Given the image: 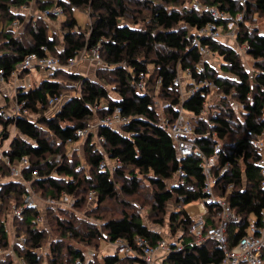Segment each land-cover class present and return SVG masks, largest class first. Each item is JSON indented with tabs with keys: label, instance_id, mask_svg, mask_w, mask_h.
Instances as JSON below:
<instances>
[{
	"label": "trees",
	"instance_id": "16d2710c",
	"mask_svg": "<svg viewBox=\"0 0 264 264\" xmlns=\"http://www.w3.org/2000/svg\"><path fill=\"white\" fill-rule=\"evenodd\" d=\"M33 1L38 11L57 5L63 8L65 16L67 13L71 15L66 16L62 35L52 33L40 18H27L14 12ZM198 1L216 10L219 16L203 8H190L187 0H164L165 6L156 4L151 9V25L138 29L129 23L120 25L121 19H132L125 0H0V28L4 26L0 32V69H4L6 77L30 54L53 56L66 62L97 46H100L101 58L107 63L101 71L108 72L110 77L106 81L107 76H97L99 83L79 72L56 70L38 87L27 91L19 89L17 98L27 101V109L32 113L30 119L19 117L7 123L0 119V125L5 127L0 133L4 141L9 138L6 133L9 123L14 122L17 129V135L6 152L10 161L16 164L23 158L29 160V168L23 172L24 181H20L6 174L9 167L0 159V169L5 176L0 183V251L7 252L5 261L0 264H15L14 256L23 259L25 264H95L86 255V249L95 247V243L112 244L120 239L135 241L143 238L154 245L163 239L162 232L153 229L154 222L147 223L151 216L166 214L167 220L164 217L162 221H156L155 226H167L175 238L172 239L184 244L182 254L167 261L220 264L224 257L215 242L209 241L201 246L189 244L192 241L189 228L195 218L186 207L204 201L210 195L206 191L202 160L195 156L180 158L174 140L162 124L175 123L181 112L191 116L195 145L208 159H215L211 167L214 196L225 198L242 219L239 225H232L228 231L229 248H234L246 235L251 219L261 222L264 177L257 164L262 155L253 143L264 134V35L248 30L247 19L257 12L264 15V0H246V4L241 0ZM88 8L92 10L94 22L87 36L76 31L78 22L74 11ZM96 12L99 15H95ZM241 13L244 19L239 23L241 31L237 42L248 46L247 56L253 63L248 67L237 49L229 44L200 37L201 46L220 57L221 65L217 68L193 45L194 34L209 24L227 30L228 21H236ZM221 14L227 15L229 20H224ZM25 18L36 22L28 27V44L8 30L13 22L21 24ZM132 23L139 24L138 21ZM151 65L153 71L149 69ZM180 71L190 76L188 87L196 89L192 93L187 91L186 96L181 94V85L177 83ZM141 74L146 82V92L138 90ZM58 78H65L69 83ZM74 84L79 86V93L66 100L55 114L46 116L49 98L60 96L64 90H72ZM212 86L218 89L220 98L206 112L207 102L213 94ZM111 91L118 96L113 97ZM155 95L165 103L162 111ZM231 100L239 101L242 120L235 116ZM116 109L130 121L120 128L100 126L96 133L89 135L85 139L87 149L83 162H75L72 158L76 151L63 152V148H68L69 140L74 145L81 141L78 130L85 129L95 116L101 119ZM234 135H238V139H233ZM96 137L103 138V141H96ZM106 155L110 161H121V167L113 173L103 169ZM36 171L39 176L33 178ZM29 180L45 198L60 199L67 195L74 201L71 210L48 208L49 215L45 216L48 222L41 224L39 209H23L22 215L13 219L17 235L25 237V243L19 247L12 245L3 216L13 208L24 206ZM145 182L153 188L149 219L140 211H134L129 204L118 218L102 219L99 224L91 219L104 203L117 201L121 195H136ZM91 191L96 194V202L94 208L88 209ZM172 202L171 210L169 203ZM120 203L125 206L123 201ZM8 204L10 207H6ZM207 207L211 213L216 212L215 205ZM77 210L84 213L81 214L83 218L76 215ZM57 212L70 214L73 221L57 216ZM207 221L209 226L212 225L209 216ZM51 223L54 231L49 226ZM47 225L52 234L59 232L57 238L49 241ZM67 239L77 240L80 244H67ZM43 250L40 255L39 251ZM101 264L144 262L139 257L125 256L116 250L113 255L104 256Z\"/></svg>",
	"mask_w": 264,
	"mask_h": 264
},
{
	"label": "built area",
	"instance_id": "2783aa9c",
	"mask_svg": "<svg viewBox=\"0 0 264 264\" xmlns=\"http://www.w3.org/2000/svg\"><path fill=\"white\" fill-rule=\"evenodd\" d=\"M241 2L242 4H246V0H241ZM189 7H193L194 9L203 8L207 11H210L214 16H219V13L216 10L210 9L207 6H203V4H201L198 0H193V2L190 3ZM36 8V3L33 1L32 4L23 5L20 9H16L14 12L25 15L27 18H40L44 22H46L49 27H51V24L53 22L55 23L56 28L57 19L64 16L63 8L57 5L42 11H38ZM220 16H223L224 20H229V17L227 15L221 14ZM243 19V14H239L237 16L236 21L230 22L228 24V28L232 30L233 27L230 28V25H239L238 20L242 22ZM20 25L21 24L19 21H15L10 26H8V30L15 31L20 27ZM3 29L4 26L2 25V27L0 28V32L3 31ZM219 30L221 31L219 32ZM227 30L217 28L213 24H209L206 28L197 31L196 34H194L195 38L193 39V45L198 47L204 56H208L209 51L202 47L199 43L200 37L209 38L211 40L220 41L222 43H226L233 46L234 44H231L229 41L223 40L221 38L223 36V32H226ZM53 32H57V30ZM237 46H240V44H238ZM237 46L234 45L233 47L237 49V51L242 57L245 56V54L241 52L240 47L245 48L247 55V45H241L240 47ZM85 58L90 59L91 61H97L98 63L101 62L100 46H97L91 51H83L77 57L67 59L66 62H62L59 58L53 56L40 57L36 53L30 54L24 59V61H22L15 67L9 77H6L4 69H0V92L6 89V86L9 85L10 82H13V86L8 87L10 92V97L8 99L10 102L6 105H0V109H4L0 113L2 120L7 123L11 120L15 121L19 117L29 119L31 118V115L29 116V109H27V101H20L17 98L19 89H23L26 91L28 90L25 86H20L18 84L28 73L32 72L33 70L51 73L56 70H65L67 72L73 73L75 71L73 67L76 66L79 61H83V59ZM143 77V74H141V81L138 82V88L141 90H144L145 87L143 83ZM177 83L181 85L179 79H177ZM195 90L196 89L192 88L190 92L192 93ZM211 91L213 93L215 91H218V89L212 86ZM181 94L183 96H186L185 93L181 92ZM64 102L65 100L63 99L62 95L50 97L48 100V109L45 115L50 116L55 114L58 109H61V106ZM189 118H191V116ZM129 121L130 118L124 117L121 114V111L119 109H116L113 113L101 118L99 122L96 123V125L90 123L85 129L78 130L77 136L80 139L86 138L92 133H96L97 129L100 126L120 128L123 125H126ZM186 123H191V121L190 119H186L181 112V115L175 123L169 124L168 122H163L162 124L167 128V131L174 140L176 150L180 158L195 156L202 160L204 173L207 179L206 191L209 193L210 196L203 201V211L199 215H196V217L193 216V218H195V221L189 228V235L192 239L189 244L201 246L209 241L215 242L218 248L222 251L224 257L220 264H264V213L260 223L255 219H251L246 229V235L239 240L238 244L234 248H229L228 231L232 225H239L242 219L232 210L231 206L227 203L225 198H217L214 196L212 187L215 184V181L212 178L211 167L214 165L215 159H208L203 153V151L195 145L193 141V127H190L188 125L184 126ZM9 128L12 129L8 131ZM4 129L5 127L3 126V130ZM13 132L14 134H12ZM6 133L8 134L9 138L5 141L3 140L0 134V158H2V160L10 168L11 179L24 181L23 172L25 169L29 168V160L27 158H23L20 162L13 164L10 161V158L6 155V152L9 150V146L12 140L17 135V129L14 122H11L7 125ZM263 136L264 134L258 139H256L253 145L262 155L257 165L261 169V173L264 177V143L260 142ZM96 138V141L98 142L99 140L100 142L103 141V138ZM68 144H73V142L69 140ZM105 157V162L102 164L103 169H107L111 173H113L121 167V161H110L107 155ZM38 176L39 174L37 171L33 172V178H37ZM26 186L28 192L24 197V206L13 212L14 218L20 217L23 213V209L36 208L42 212V216L39 220V222L41 223L45 219L44 214L46 212V209L52 207L59 208L57 207V205L59 206L63 204H68V206L70 205L71 207L73 205L72 198L67 195H63L60 199L46 198L45 203L48 208L46 207V209H44L43 206L38 203L35 194L32 192L34 191L32 181L29 180V182H26ZM262 186L264 188V181ZM95 199L96 194L94 191H91L89 194L88 201H93ZM211 204L215 205V213H211V211L207 207V205ZM207 216H209V220L212 223V225L210 226L208 225ZM12 235L15 240L25 243V237H18L15 230L12 231ZM111 245L125 256L139 257L143 260L144 264H175L171 261H167V259L181 255L184 250V244L176 242L175 240L169 237V234L168 236H164L163 239H160L154 245H150L143 238H136L135 241L120 239L117 240L115 243H112ZM43 252L44 250L39 251V254L42 255ZM6 253L7 252L5 251V255ZM5 255L3 257L6 258ZM18 261L19 264H25L23 259L18 258Z\"/></svg>",
	"mask_w": 264,
	"mask_h": 264
},
{
	"label": "rangeland",
	"instance_id": "374dc122",
	"mask_svg": "<svg viewBox=\"0 0 264 264\" xmlns=\"http://www.w3.org/2000/svg\"><path fill=\"white\" fill-rule=\"evenodd\" d=\"M187 1L190 4L192 0H187ZM188 2H187V6H189ZM125 3L128 6L129 10L131 11L132 19L131 20L121 19L120 25H125V24L129 23V24H131V26L136 27L138 29H141L143 27L148 28L151 25L150 24L151 23V15H152L151 9H153L156 4H158L160 6H165L164 0H125ZM91 13H92V10L90 8L81 9V10L77 9L74 11V17L77 19V22H78V26L76 28V31L84 33L85 35L88 36V34L91 30V25L94 22V20L91 18ZM95 15H99V12H96ZM66 16L71 17V15H69L68 13L66 14ZM66 16L64 13L63 17H60L57 19V28L55 26V23L52 22L51 27H50V31L52 33H53V31L57 30V34L62 35L61 34L62 31H64L63 23L68 19ZM30 20L31 19L25 18V21L21 22V25L17 30L11 31L15 37L19 38L21 41H23L26 44H28L30 41L28 27L30 26L31 23L32 24L36 23V22H31L32 20L31 21ZM132 21H138L139 24H137V25L133 24ZM238 21H239V23H241L240 20H238ZM247 21H248L247 22V29L248 30L264 35V15L257 12L255 14L250 15L248 17ZM228 22H232V21H228ZM40 24H42V23H40ZM231 27H233V29L230 30L228 28V30L226 32H223V36L221 38L223 40H227L231 44H234L237 46L238 45L237 37L241 31V26H240V24L239 25L234 24V26L231 24L230 28ZM220 31L221 30H219V32ZM240 46H237V47H240ZM240 49H241V52L243 54H245V56H243L245 63H247L248 67H251V64L253 62H252L251 58H249L246 55L245 48L240 47ZM208 58L210 60V61H208L209 63H211L212 65H215L217 68L220 67V65H221L220 57H218L217 55H214L212 53H208ZM100 61L101 62L98 63L97 61H94V60L91 61L90 59L85 58V59H83V61H79L78 64L76 66H74L73 68H74L75 72H79L80 75H82V76H84V77H86V78H88L94 82L100 81L97 77L99 75H103L104 77L107 76L108 79L106 81H108V80H110V77L108 76V72L106 73L105 71H101L102 68L107 67V63H106V61L103 60V58H101V56H100ZM149 69H150V71H153L154 67L151 65V66H149ZM50 74H51V72H44V71L41 72L39 70H33L32 72L28 73L18 84L20 86H25L26 89L34 88V87L36 88L40 85L41 81H43L45 78L47 79ZM58 79H60V81L65 82L66 84L69 83V81L66 80L65 78H58ZM178 79L180 80V83H181L180 91L182 93H186L187 91H190L191 88L188 87V83L190 82V76L186 72L182 73V71H180ZM99 83H101V82H99ZM143 83L145 86L144 90H141V89H138V90H140L142 92H146L147 90H146L145 80ZM11 86H13V82H10V84L6 86V89H4L0 92V105H6L10 102L8 99L10 97V94H9L10 92H9L8 87H11ZM67 87H69V86H67ZM73 87L74 88H72V90L68 89V90H64L62 92L61 95L63 96V99L65 101L69 100V98L72 95L75 96L76 94L79 93V86L77 84H74ZM109 88H110V86H109ZM110 89H112V88H110ZM110 94L113 97L118 96V94L114 93V91L113 92L111 91ZM155 98H156V103H157L159 110L162 111L165 103L163 101L159 100L158 95H155ZM219 98H220V96H219V94H217V91L213 92V94L211 95V97L209 98V100L207 102V112H208L209 107ZM231 101H233L232 105H233V108L235 109L234 110L235 116L239 117V118L237 117V119L242 120V113H241L242 108L240 107L239 101H237V100H231ZM3 110L4 109H0V113ZM57 111H59V109ZM214 113H215V111H214ZM30 115H32V113L29 111V116ZM182 115L185 116L186 119H190L189 114L182 112ZM0 116H1V114H0ZM0 119L2 120V117H0ZM99 120H100V118L98 116H95L92 119V121H90V123L93 125H96V123H98ZM241 120H236V122H239ZM187 125L190 127L192 126L191 123H186L184 126H187ZM234 126H235V124H234ZM10 129H12V128H9L8 131ZM2 131H3V125H0V133ZM12 134H14V132ZM238 137H239L238 135H234L233 139H238ZM86 138H82L78 144H75V145L74 144L73 145L68 144V148H66V149L63 148V152L65 153V150H66V153L70 154V153L76 151L75 155L72 158L75 160V162H78L80 160L83 162L84 161L83 156H84L86 149H87L86 143H85ZM7 142H9V141H7ZM99 142H100V140H99ZM260 142L264 143V136L262 137ZM256 143H258V142H256ZM0 159H2V158H0ZM8 169L6 170L7 175L11 174L10 168H8ZM4 177L5 176L1 172V169H0V183L3 181ZM175 182L179 183L180 181L175 180ZM32 192L35 194V197H36L38 203L40 205H42L44 209H46V207H47L46 203H45L46 198L42 194V191H37L36 189H34V191H32ZM152 195H153V188L150 186V184L148 182H145L142 185V188L140 189V191L136 195H134V196L121 195L120 199L117 201L112 200V201H108V202L104 203L102 206L99 207V209L97 210V212H95V215H93V217H91V219L94 221H97L99 224V222L102 221V219L109 220L111 218H118V217H120L121 213L125 210V207L127 206L126 204H129L130 206H132L134 211L135 210L138 212L140 211L142 213L143 217H145L146 219H149L148 216L151 213V209H152L151 206L153 205L152 204V200H153ZM88 200H89V195H88ZM120 200L124 202L125 206H123V203H120ZM72 201H74V199H72ZM95 202H96V200L89 201L88 209L91 208L92 206L94 208ZM13 205H14V203L11 204V208L13 207ZM0 206H1V202H0ZM6 207H10V204H8ZM57 207L62 208L63 211L67 210V209H69V210L72 209V207L70 205L68 206V204H63V205H59V206L57 205ZM172 207H173V202L169 203V208L171 210H172ZM186 209L190 215L196 217V215H199L203 211V201H198V202H195L193 204H190L186 207ZM12 210H17V209L16 208L11 209V211H9L5 216H3V218L5 217V220L7 223V229L11 234L12 245H15V246L17 245V246L21 247V246H23L24 242L15 240L13 235H12V231H14V230L16 231V229L13 226V219H14L13 212L14 211L12 212ZM59 210L62 211L61 209H59ZM81 214H84L83 212H81V210L76 211V215L80 218H83L81 216ZM44 215L46 217H48V215H49L48 209ZM166 215H160L159 217L151 216V219L148 220L149 223H147V222L146 223L150 225L151 222H154L153 229L156 228L158 231H161L164 236H168V232H169V237L175 239L172 236V234L170 233V230L167 228V226H165L164 228L155 226L156 221H159V220L162 221V218H164V217H165L164 219L167 220ZM57 216L66 217L67 219H71L73 221L70 214L64 215L62 212H57ZM97 217H99V218H97ZM84 218H86V217H84ZM45 222L46 223L48 222V218H47V220L45 218L44 221L41 223H45ZM49 226L52 229V231H54V227L52 226V223L49 224ZM47 228L49 229L48 225H47ZM80 228L85 231V227L83 225H80ZM52 231L51 230L49 231V234H50L49 241L52 238L55 239L59 236V232H55V234L54 233L52 234ZM16 234H17V231H16ZM18 237H24V236H18ZM66 243L71 244L73 246H78L80 244L79 241L72 240V239H67ZM94 245H96V246L86 249L87 250L86 253H87L88 258L91 261L94 260L95 264H101L104 256L113 255L116 252L115 247H113L111 245V243H109V242L103 241V242L98 243V244L95 243ZM80 247H82L84 249V246H80ZM3 252L0 251V261H4L3 259L5 257H3V256L5 255V252L4 253ZM10 252L13 253V250L11 249ZM96 255H97V257H95ZM13 256H14V254H13ZM14 263L19 264L18 257L14 256Z\"/></svg>",
	"mask_w": 264,
	"mask_h": 264
}]
</instances>
